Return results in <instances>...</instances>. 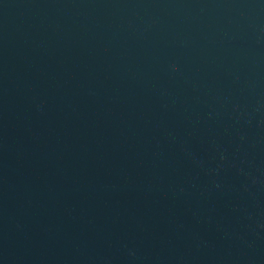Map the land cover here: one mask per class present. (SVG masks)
I'll return each mask as SVG.
<instances>
[{
  "label": "water",
  "instance_id": "water-1",
  "mask_svg": "<svg viewBox=\"0 0 264 264\" xmlns=\"http://www.w3.org/2000/svg\"><path fill=\"white\" fill-rule=\"evenodd\" d=\"M0 264H264V0H0Z\"/></svg>",
  "mask_w": 264,
  "mask_h": 264
}]
</instances>
